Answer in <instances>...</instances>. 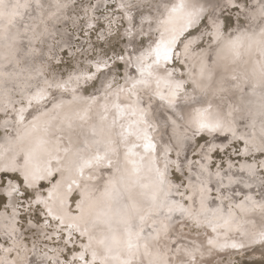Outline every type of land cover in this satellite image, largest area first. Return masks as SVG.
<instances>
[{
  "label": "snow or ice",
  "instance_id": "snow-or-ice-1",
  "mask_svg": "<svg viewBox=\"0 0 264 264\" xmlns=\"http://www.w3.org/2000/svg\"><path fill=\"white\" fill-rule=\"evenodd\" d=\"M108 2L110 15L101 13L106 24L97 27L101 16L87 0V28L101 43L90 42L80 59L67 50L75 33L56 25L85 0H0V129L9 145H0V208L4 192L44 205L67 234L64 258L45 264H215L214 252L245 246L230 234L249 235L246 226H258L251 240L264 244V0ZM217 9L242 17L240 28L228 32ZM206 36L207 49L185 71L191 45ZM121 41L127 47L111 55ZM186 127L193 135L227 130L240 141L235 155L245 163L227 165L236 175L217 171L209 188L200 165L199 176L185 183L181 174L173 184L169 169L181 172L178 130ZM225 149L232 145L209 143L207 151ZM185 219L211 234L189 241ZM14 231L0 233V264H16ZM74 233L84 242L69 259Z\"/></svg>",
  "mask_w": 264,
  "mask_h": 264
},
{
  "label": "rangeland",
  "instance_id": "rangeland-1",
  "mask_svg": "<svg viewBox=\"0 0 264 264\" xmlns=\"http://www.w3.org/2000/svg\"><path fill=\"white\" fill-rule=\"evenodd\" d=\"M94 2L96 3V6L98 8V11L95 12V15L101 16V13H103L106 16L110 15V12H109L110 4H109L108 0H94ZM99 2H102V5L100 7H98ZM118 2H119V0L118 1L112 0V3H118ZM77 4H79V0H77ZM85 7L86 8L89 7L87 0H85V3H83L81 5L79 4V7H77L76 4H73L71 7L73 9H68L65 12L66 13L65 15L70 17L66 21L67 22L66 27H67L68 35H72L73 32L75 33V35H74L75 38L73 37V39H72V41L73 40L74 41L71 43V45L67 46V50L68 51L71 50L70 52L72 54L80 57V59H83V54L85 52V49L87 48V46L89 45L90 42L95 43V44L101 43V42L95 40V35L92 34V30L87 28L86 21H87L88 17L85 15V12H84V9H86ZM208 7H211V6L209 5ZM112 10L115 11L117 9H112ZM217 12H219L217 14L220 17V20H222L221 21L222 25L227 29L228 32H230L234 27H236L235 25H237V23H240V21L243 20L242 17L240 18V20H238L237 14L233 11H228V12H225L222 14L220 12V10L217 9ZM73 21H75V23H73ZM93 22L96 23L95 21H93ZM101 24H106V21L103 20L102 16H101L99 23H97V27H100ZM69 26H71V27H69ZM81 26H83V34L81 33ZM58 27H62V26L58 25ZM190 31L195 33L196 36H199V33L195 32V28L191 29ZM113 35H115V33H113ZM185 35H188V33H185ZM57 36L59 37L58 34H57ZM211 39H212L211 36H206L203 40L196 41L195 42L196 44L193 43L191 45L192 51H194V52L204 51V48L207 49L208 43ZM124 44L125 43L123 41H121L119 44V47H117L115 49V51L111 53V55L115 56V54L117 52H119L120 49L126 48L127 45L126 44L124 45ZM201 45L203 47H201ZM145 46H147V45H145ZM108 47H110V46L105 44V48H108ZM78 49H79V51H77ZM98 49L99 48H97V52L100 51V49L99 50ZM59 58L62 61H65L63 70L68 71V64L66 63V61L69 60V57H65L64 53L60 52ZM187 62H189V60L185 61V71H186V68L188 65ZM73 63H75V61H73ZM118 63H123V62H118ZM113 67H115V66H113ZM121 71H125V69H121ZM113 75L116 76L117 80H119V82L121 84H123V79H121L120 76H118L115 72L113 73ZM228 95L230 96L231 92H229ZM238 115H240V113H233V117L234 118L236 117V120H237V124H236L237 132H238V134H243V132L246 130L241 128ZM173 119H175V117ZM177 122H178V124L180 123V121H177ZM181 130H183L184 135L189 134L190 137L192 136L191 150L189 151V153H187L189 165L183 164L184 161L182 162V160H181L179 162L181 165V169L183 168L181 170L182 173L181 172L180 173L174 172V170L171 168L169 169V179L172 181L173 184H175L176 182L177 183L179 182V181H177L176 176L181 175V174H184L185 175L184 178L185 177L187 178V179L185 178L186 180L184 179L185 183L188 182V180H190L192 173H196V175L199 176V166L201 165V161L199 160L201 158V155H199L200 149H201L200 147H202L206 143L207 144L210 143V141H212V140L209 136L214 135L213 134L214 132H209V131L197 132L195 135H192L193 131H195V129L192 127H186L184 129H181ZM238 130H241V131L244 130V131L241 132ZM215 134L217 135V134H219V132H215ZM220 134L222 137L228 139L227 144L230 143L232 145V151L227 152V149H225V151H222L219 153H217L216 151L210 152L211 154H209V156L211 158L208 157L209 162L205 165L208 168L209 177H210V174L212 172H214L215 170L219 171V172H226L227 170H229L227 167V165L229 163H233V164L245 163L246 158L241 159L240 156L235 155V146L234 145L240 144L241 148H242L243 145L241 144V142L240 141H234L233 142L231 134L229 132H227V130L220 131ZM219 135H217V136H219ZM3 137H4V130L0 129V141L3 139ZM194 138H196V139H194ZM197 145H199V147H196ZM194 146H195V149H194ZM196 152H199V154L198 153L195 154ZM169 159L175 160V159H177V157L174 154H170ZM183 159L187 161L186 158H183ZM262 159H264V157H262ZM193 162H194V164H193ZM248 162H251V161H248ZM213 164H215L217 166V167H215V169L212 167ZM184 166H186V167L189 166L188 168H190V171L188 168L185 169L186 167H184ZM191 168H192V170H191ZM209 168L211 169V171ZM219 168L221 171L219 170ZM216 171L214 173H216ZM230 171L237 173L236 168H232ZM190 173H191V175H189ZM262 175H264V173H262ZM200 178L204 179V177H200ZM42 183L46 185L45 191L50 189V184L48 181H45V182L43 181ZM215 183L216 182L208 181L209 188H212ZM182 185H181V191H184V185L183 186ZM25 187H26V185H25ZM259 187H260L259 184H257V187H256L257 191H259ZM245 190L250 191L248 189H245ZM23 191H24V188L22 187L21 192H23ZM77 191L78 190H76V189L73 190V193L71 194V197H70V203H71V198L76 196ZM221 191H223V189ZM2 194L5 196V204L2 208H0V219H1V217L4 218V221H3V223L5 222L4 228H5V226H9V224H10V226L14 225L15 231H14L13 237H15V239H16V237L21 238L22 239V245L25 247L31 248L30 256L34 257L36 255L39 256V254H40L41 256L39 259H41L42 257L44 258V262L42 264H45V261H47L50 258H54L56 255H59L60 258L63 259L64 254L60 252V249H63L65 247V240L67 238V235H66V233H64L63 235H60L59 230L56 229V223L57 222L54 220H51V218L47 215L45 207L42 204H40L41 205L40 206V205H37L35 203H31L30 201L34 200L35 197H31V198L26 200V199H24V197L17 198L16 194H14V197L12 196L13 200L16 202L13 203V205H10L9 204V197L7 196V193L4 192ZM216 194L219 195V193L214 192V195H216ZM253 195L255 196V198L257 200L260 199L259 195H257L256 193H253ZM174 198L179 199V196H174ZM77 202H79V201H77ZM225 203H227V202H225ZM210 205H209V207H212ZM178 215L179 214H177V216ZM257 216H259V212H257L252 218L255 219ZM45 221H48L49 223L46 224ZM41 224H43V225H41ZM53 225H55V226H53ZM1 226L2 225L0 223V233H2L4 231L1 228ZM43 226H45V228H43ZM48 226L50 228H48ZM37 227H38V229H37ZM39 228L44 230V231L42 230L43 233L41 231L42 234H39V232H38ZM194 228H195V226H194ZM24 229H26V230H24ZM188 229L191 230V228H189V227H188ZM198 230H200L199 232L203 235H204L205 231H207L209 234H211L210 229H203V228L196 229V232ZM257 231H258V228H257ZM54 233H55V235H54ZM58 235L60 236L59 239L56 238ZM48 236H52V237L54 236V237L52 239L48 240L46 238ZM230 236H231V239H234L237 243H243L245 245L244 248H240V249L227 248V249H224L223 251H220V252H214V256L216 257V259H217V256H219V255L222 256L220 262L216 263L217 260L215 259V264H223V263L224 264H264V244H260L258 242H252L251 236L248 237L245 235H241L240 233H236V232L233 235L230 234ZM73 239L79 240V243L68 245V247L73 250L72 253L68 254L69 259L71 258V255L75 254V252L80 250V246L84 242V238L78 237L75 233L73 234ZM203 239H204V236L200 240L203 241ZM221 239H223V237ZM24 242H26V243H24ZM6 246H11V242H9V244ZM51 248L52 249L54 248L53 251L51 250ZM242 249H244L245 251ZM234 251H238V252H236L237 254H235ZM242 251H244V252H242ZM228 255H229V257H228ZM230 256L232 257V260H231ZM30 264H32V263H30Z\"/></svg>",
  "mask_w": 264,
  "mask_h": 264
},
{
  "label": "bare ground",
  "instance_id": "bare-ground-1",
  "mask_svg": "<svg viewBox=\"0 0 264 264\" xmlns=\"http://www.w3.org/2000/svg\"><path fill=\"white\" fill-rule=\"evenodd\" d=\"M118 1V0H117ZM97 2V1H96ZM81 5V4H80ZM102 5V2H99L98 3V7H100ZM72 7V6H71ZM86 8V7H85ZM70 9H73V8H70ZM72 11V10H71ZM217 13H219V12H217ZM66 14V13H65ZM74 15V14H73ZM218 15V14H217ZM97 16V15H96ZM106 16V15H105ZM72 17V16H71ZM72 19V18H71ZM67 21V19L66 20H63V21H61L60 23H58L57 25H56V27L57 28H60L61 29V32H63V30L65 29V28H67L66 27V22ZM222 21V20H221ZM78 22V21H77ZM237 22V21H236ZM73 24V23H72ZM77 24V23H76ZM75 24V25H76ZM79 24V23H78ZM58 25H61L62 27H58ZM87 25V24H86ZM79 26V25H78ZM236 27H234L230 32H235L237 29H239L240 28V23H237V25H235ZM245 26H247L246 25V23H245ZM80 27V26H79ZM76 28V27H75ZM79 29V28H78ZM58 35H60V33H57ZM198 35V34H197ZM75 38V37H74ZM84 40V39H83ZM74 41V40H73ZM72 41V42H73ZM75 43V42H74ZM196 44V43H195ZM125 45V44H124ZM73 46V45H72ZM194 47V46H193ZM82 49V48H81ZM205 49V48H204ZM99 50V49H98ZM71 51V50H70ZM203 51H197V52H194V51H192V55L190 56V61L189 62H191V63H197V60H198V54L199 53H202ZM60 54V53H59ZM74 55V54H73ZM82 55V54H81ZM80 55V56H81ZM126 55H127V53H126ZM189 62H187V64L189 63ZM126 71V70H125ZM169 115H170V113H169ZM238 117H239V115H238ZM174 118V117H173ZM236 118V117H235ZM178 123V122H177ZM237 127V126H236ZM243 129V128H242ZM241 129V130H242ZM241 130H238V131H241ZM184 137H185V139H184V142H183V145H182V147L181 148H179V149H176V151H178L179 152V161H181L182 160V162H183V164H187V165H189V162H188V158H187V153H189V151L191 150V142H192V136L190 137V135L188 134V135H184L183 134V130H178ZM188 131V130H187ZM196 131V130H195ZM244 131V130H243ZM243 131H241V132H243ZM168 132H169V134L172 132V129L171 128H169V130H168ZM194 132V131H193ZM240 133V132H239ZM214 135H211V136H209L210 138H211V140L212 141H210V143L211 144H216L217 146H223V145H225V144H227V140L228 139H226V138H224V137H222L221 136V134H220V132H219V134H217V135H219V136H217L215 133H213ZM193 135V134H192ZM190 138V139H189ZM164 139L165 140H167L168 139V136L167 135H165L164 136ZM194 139H196V138H194ZM193 139V140H194ZM234 142V141H233ZM196 143V142H195ZM209 144V143H208ZM208 144L206 143V144H204L202 147H200L201 149H200V154H199V152H196L195 154H199V155H201V158L199 159L200 161H201V165H206L208 162H209V158L208 157H210L209 156V154H211L209 151H207V148H208ZM230 144V143H229ZM0 145H4V147L5 148H7V147H9V145L5 142V139L3 138L1 141H0ZM194 149H195V146H194ZM213 152V151H212ZM175 155V154H174ZM190 155V154H189ZM193 155V154H192ZM202 156L203 157H206V158H202ZM183 158H186L187 159V161L186 160H184ZM211 158V157H210ZM197 161V160H196ZM229 161V160H228ZM243 161V160H242ZM236 162V161H235ZM53 163H55V162H53ZM228 163V162H227ZM193 164H194V162H193ZM199 164V163H198ZM219 164V163H218ZM239 164V163H238ZM244 164V163H243ZM194 166V165H193ZM192 166V167H193ZM199 166V165H198ZM184 167H186V166H184ZM189 167V166H188ZM188 167H186L185 169H187ZM211 167V166H210ZM227 168V167H226ZM225 168V169H226ZM183 169V168H182ZM181 169V170H182ZM188 169H190V168H188ZM210 169V168H209ZM215 169V168H214ZM191 170H192V168H191ZM219 170H220V168H219ZM185 171V170H184ZM210 171H211V169H210ZM216 171V170H215ZM214 171V172H215ZM221 171V170H220ZM235 171V170H234ZM187 172V171H186ZM193 172V171H192ZM214 172H212L211 174H210V177L208 178V181H213V182H216V180H217V177L215 176V173ZM217 172V171H216ZM180 173V172H179ZM182 173V172H181ZM184 173V172H183ZM220 174H221V176L222 177H226L227 175H229V174H231V175H236V173H234V172H232V171H230V170H227L226 172H220ZM184 175V174H183ZM189 175H191V173L189 174ZM185 176V175H184ZM186 178V177H185ZM184 178V179H185ZM191 178V177H190ZM187 179V178H186ZM185 179V180H186ZM189 181V180H188ZM45 182V181H44ZM177 183V182H176ZM187 183V182H186ZM225 183H227V180L225 179ZM183 186V185H182ZM233 187L235 188H237V186L236 185H233ZM238 187H240V186H238ZM256 187H257V185H256ZM48 189V188H47ZM183 189V188H182ZM247 190H245L244 192H246ZM249 191H247L245 194H247ZM187 194V193H186ZM217 195V194H216ZM13 197H14V194H13ZM13 197H9V204L10 205H13ZM16 197V196H15ZM257 197V196H256ZM259 198V197H258ZM17 199V198H16ZM16 202V201H15ZM35 205V204H34ZM41 206V205H40ZM44 206V205H43ZM210 206H213L212 204L210 205ZM258 217V216H257ZM3 221H4V218L3 217H1V219H0V223H1V228L3 229V230H5V228H4V223H3ZM3 223V224H2ZM49 223V222H48ZM183 223H184V228H182L181 230L187 235V237H188V240L189 241H192V240H195L196 241V243L199 245L202 241L200 240L201 238H203V234H201L199 231L200 230H198L197 232H196V229L194 228V225H192L191 224V222L190 221H188L187 219H185V221H183ZM41 225H43V224H41ZM9 226H10V224H9ZM53 226H55V225H53ZM39 227V226H38ZM38 227H37V229H38ZM188 227L189 228H191V230H189L188 229ZM246 227H248L249 228V235H245V236H251L254 232H256L257 231V228H258V226L257 227H252V226H246ZM24 228V227H23ZM43 228H45V226H43ZM48 228H50L49 226H48ZM194 231H193V230ZM24 230H26V229H24ZM33 230V229H32ZM43 229H40L39 228V230H38V232H39V234H42L43 233V231H42ZM46 230V229H45ZM41 231H42V233H41ZM202 231V230H201ZM23 232V231H22ZM27 232V231H26ZM34 232V231H33ZM37 232V233H38ZM57 233V232H56ZM45 234V233H44ZM233 234H235V232H233V233H231V235H233ZM67 235V234H66ZM13 236H14V232H13ZM23 236V235H22ZM21 236V237H22ZM54 237V236H53ZM13 239H15V237H13ZM16 241H17V244L19 245V255L18 256H15L14 257V259L16 260V264H30V263H32L33 264V262L34 261H38L39 262V264H42L43 262H44V258L42 257L41 259H39L40 258V254H39V256H34V257H31L30 256V251H31V248L30 247H25V246H23L22 245V239L21 238H17L16 237V239H15ZM43 240V239H42ZM49 240V239H48ZM56 242V241H55ZM24 243H26V242H24ZM25 245V244H24ZM48 247V246H47ZM52 247V246H51ZM244 248V247H243ZM54 249V248H53ZM53 249L51 248V250L53 251ZM259 249V248H258ZM38 250V249H37ZM36 250V251H37ZM242 250H244V249H242ZM245 251V250H244ZM244 251H242V252H244ZM34 252V251H33ZM236 252H238V251H234V253L235 254H237ZM36 253V252H35ZM46 254V253H45ZM48 255V254H47ZM61 255V254H60ZM231 255V254H230ZM235 256V255H234ZM221 255H219V256H217V259H216V257L214 256V258L217 260L216 261V263L217 262H220L221 261ZM226 257V256H225ZM228 257H229V255H228ZM230 258H231V260H232V257L230 256ZM229 259V258H228ZM225 262V261H224ZM227 263V262H226ZM224 264V263H223Z\"/></svg>",
  "mask_w": 264,
  "mask_h": 264
}]
</instances>
